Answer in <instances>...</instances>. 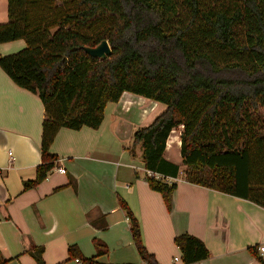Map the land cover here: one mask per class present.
I'll return each mask as SVG.
<instances>
[{
    "label": "trees",
    "instance_id": "1",
    "mask_svg": "<svg viewBox=\"0 0 264 264\" xmlns=\"http://www.w3.org/2000/svg\"><path fill=\"white\" fill-rule=\"evenodd\" d=\"M39 2L7 0V22L0 24V44L25 42L0 56V68L18 87L37 94L44 108L41 163L24 191L54 167L50 146L61 128L98 129L106 105L128 92L164 106L133 134L132 147L141 146L146 170L163 179L177 177L179 167L163 154L171 132L181 128L188 183L264 209V126L240 131L247 109L264 108V0H77L75 9L54 21L34 12ZM103 40L111 48L109 58L85 52ZM147 181L169 209L175 184ZM118 202L141 261L157 264L136 218ZM174 243L183 264L209 257L194 236L180 235ZM93 244L97 256L106 255L102 242ZM41 254L31 252L36 264H43ZM83 263L100 264L95 258Z\"/></svg>",
    "mask_w": 264,
    "mask_h": 264
},
{
    "label": "crops",
    "instance_id": "2",
    "mask_svg": "<svg viewBox=\"0 0 264 264\" xmlns=\"http://www.w3.org/2000/svg\"><path fill=\"white\" fill-rule=\"evenodd\" d=\"M3 2L0 20L7 19ZM24 46L23 40L0 44V56ZM163 110L124 92L106 105L98 129L61 128L50 146L57 156L54 167L39 185L24 191L41 163L44 108L37 94L18 87L0 68V256L5 264H36L31 255L36 249L42 250L43 264H84L89 258L100 264H143L119 199L136 218L142 243L157 264H183L173 261L180 258L174 239L183 234L201 240L209 252L193 264H264L259 251L264 209L188 183L180 149L163 154L179 167L177 177L162 179L175 184L169 209L149 187L142 148L132 147L133 134ZM94 240L106 246V255L97 256ZM70 247L76 248L74 256Z\"/></svg>",
    "mask_w": 264,
    "mask_h": 264
},
{
    "label": "rangeland",
    "instance_id": "3",
    "mask_svg": "<svg viewBox=\"0 0 264 264\" xmlns=\"http://www.w3.org/2000/svg\"><path fill=\"white\" fill-rule=\"evenodd\" d=\"M3 1L4 0H2V4L4 5ZM38 1L40 2L35 5L34 12L37 15H41L44 21H54L59 16L64 15V13L75 9L77 0H67L66 2H63L62 0H54L53 2H45L41 0ZM4 21L7 22V19L0 20V24L5 23ZM246 113L249 119H246L244 117L243 123L240 127V131L248 133L249 131L254 130L255 128L258 129V127L260 128L264 126V108L260 107L256 111L247 109ZM175 131L178 132V129ZM182 167H184L183 164Z\"/></svg>",
    "mask_w": 264,
    "mask_h": 264
},
{
    "label": "water",
    "instance_id": "4",
    "mask_svg": "<svg viewBox=\"0 0 264 264\" xmlns=\"http://www.w3.org/2000/svg\"><path fill=\"white\" fill-rule=\"evenodd\" d=\"M85 52L90 57L99 60H105L111 56V48L106 40L101 41L95 48H85Z\"/></svg>",
    "mask_w": 264,
    "mask_h": 264
},
{
    "label": "bare ground",
    "instance_id": "5",
    "mask_svg": "<svg viewBox=\"0 0 264 264\" xmlns=\"http://www.w3.org/2000/svg\"><path fill=\"white\" fill-rule=\"evenodd\" d=\"M180 137H179V134L178 132H171L169 138H168V142H167V145H166V150H165V154H170L171 150H173L174 148L177 150V149H180ZM178 151V150H177Z\"/></svg>",
    "mask_w": 264,
    "mask_h": 264
},
{
    "label": "built area",
    "instance_id": "6",
    "mask_svg": "<svg viewBox=\"0 0 264 264\" xmlns=\"http://www.w3.org/2000/svg\"><path fill=\"white\" fill-rule=\"evenodd\" d=\"M58 172H60V173H64V169L63 168H57L56 169ZM146 175H147V177L148 178H155L156 180H160V179H163V177L161 176V175H159V174H156V173H154V172H151V171H146ZM164 179H166V178H164ZM259 251H260V253H263L264 252V247H260L259 248ZM76 262H78V260H75ZM173 261L174 262H179L180 261V258H178V257H175L174 259H173Z\"/></svg>",
    "mask_w": 264,
    "mask_h": 264
}]
</instances>
